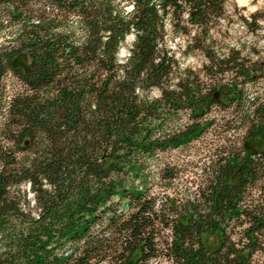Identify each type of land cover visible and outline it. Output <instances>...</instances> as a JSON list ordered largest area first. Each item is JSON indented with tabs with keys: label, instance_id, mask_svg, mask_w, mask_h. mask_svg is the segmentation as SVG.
Listing matches in <instances>:
<instances>
[{
	"label": "trees",
	"instance_id": "obj_1",
	"mask_svg": "<svg viewBox=\"0 0 264 264\" xmlns=\"http://www.w3.org/2000/svg\"><path fill=\"white\" fill-rule=\"evenodd\" d=\"M47 1L0 0V28L15 25L17 43L0 45V264H260L264 148L247 142L264 140V99L245 110L242 86L264 76V60L215 52L228 0ZM240 20L264 31V7ZM168 31L186 37L184 54L201 50L220 82L205 88L186 71L171 85ZM20 53L27 69L11 66ZM7 70L26 88L4 112ZM213 105L234 106L227 123L241 114V145L220 150L193 192L170 197L175 166L154 180L151 158L199 138Z\"/></svg>",
	"mask_w": 264,
	"mask_h": 264
},
{
	"label": "rangeland",
	"instance_id": "obj_2",
	"mask_svg": "<svg viewBox=\"0 0 264 264\" xmlns=\"http://www.w3.org/2000/svg\"><path fill=\"white\" fill-rule=\"evenodd\" d=\"M44 2V1H43ZM45 7L50 4L45 0ZM226 14L219 22L217 30L213 33L216 38L214 50L219 55H225L231 51H238L239 56L247 61H261L264 60V31L259 30L255 33L244 29L241 25L240 16L248 17L250 13L256 9L264 7V0H228L225 3ZM47 9V8H46ZM0 14L2 18L9 21L7 15V8L0 6ZM4 21L6 26L0 28V45L7 48L16 46L14 40V33H16V26L9 25ZM169 22V18H167ZM264 23V22H262ZM76 36L81 39L83 32L80 27L73 25ZM133 41V34H129L120 49L121 58L125 56L128 47ZM168 48L174 52L176 63L173 66V72L170 75V84L173 85L177 78L181 77L186 71H191L200 78L204 83L205 88L213 83L220 82L219 76L212 77L206 70L208 60L201 50L195 49L187 54L183 51L186 49V37L179 33L174 34L168 31L166 39ZM27 58V56H26ZM28 61V58H27ZM232 77V73L224 76L223 81H228ZM240 80V79H239ZM25 85L22 83L12 71L7 70L2 79V89L5 94V99L2 104L5 112L7 101L10 96L17 92H25ZM245 91L247 102L245 110L252 108V99H264V76L257 79L255 82L247 80L242 86ZM152 96H158L159 91L153 89ZM260 101V100H259ZM242 112V111H241ZM235 114L234 106L229 108H222L218 105H213L208 109L205 118L212 119L213 124L204 132L199 138L192 140L187 145L177 148L168 149L163 152H158L151 158V166L154 170L152 177L155 175L157 167L165 164L169 168L175 166L177 177L170 184L167 194L170 197H180L185 193L193 192L197 188V182L203 175L204 170L210 161L219 155L220 150L229 149V147L238 148L241 145L242 137L246 131V124L241 122L240 116L233 118V121L226 122L232 115ZM243 114V112H242ZM178 122L184 123L188 121V111H181L178 114ZM251 148H264V140H253L247 142ZM25 187V186H24ZM159 190V185L155 186ZM217 235L208 236L206 244L209 248H213L217 244ZM259 263L264 264V258L257 256Z\"/></svg>",
	"mask_w": 264,
	"mask_h": 264
},
{
	"label": "water",
	"instance_id": "obj_3",
	"mask_svg": "<svg viewBox=\"0 0 264 264\" xmlns=\"http://www.w3.org/2000/svg\"><path fill=\"white\" fill-rule=\"evenodd\" d=\"M12 67H22L24 69L28 68V61L26 58V54L20 53L14 57V59L11 62Z\"/></svg>",
	"mask_w": 264,
	"mask_h": 264
}]
</instances>
